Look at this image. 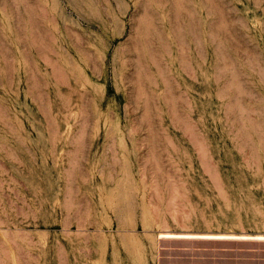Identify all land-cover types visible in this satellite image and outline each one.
<instances>
[{
    "label": "rangeland",
    "instance_id": "obj_1",
    "mask_svg": "<svg viewBox=\"0 0 264 264\" xmlns=\"http://www.w3.org/2000/svg\"><path fill=\"white\" fill-rule=\"evenodd\" d=\"M264 0H0V264H264Z\"/></svg>",
    "mask_w": 264,
    "mask_h": 264
},
{
    "label": "bare ground",
    "instance_id": "obj_2",
    "mask_svg": "<svg viewBox=\"0 0 264 264\" xmlns=\"http://www.w3.org/2000/svg\"><path fill=\"white\" fill-rule=\"evenodd\" d=\"M161 237H200V238H264L262 235L246 236V235H236V234H192L187 232H173L170 230H165L161 232Z\"/></svg>",
    "mask_w": 264,
    "mask_h": 264
}]
</instances>
